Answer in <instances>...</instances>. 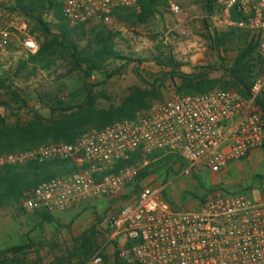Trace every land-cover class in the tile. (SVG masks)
I'll return each instance as SVG.
<instances>
[{
	"label": "built area",
	"instance_id": "obj_1",
	"mask_svg": "<svg viewBox=\"0 0 264 264\" xmlns=\"http://www.w3.org/2000/svg\"><path fill=\"white\" fill-rule=\"evenodd\" d=\"M19 0H0V21ZM25 1V0H24ZM71 28L110 25L119 11L140 13L139 0H56ZM226 29L256 36V56L262 73L247 95L215 89L198 95L174 96L165 104L93 132L73 144H50L24 152L0 155V171L6 167L45 164L61 160L76 171L42 182L24 191L28 211L66 212L74 203L117 196L136 181L142 166L157 160L182 165V173L201 170L224 172L246 160L255 150L264 151V0H219ZM175 16L182 13L171 4ZM17 28L0 27V51L11 45ZM24 53L34 56L39 47L24 38ZM178 161V162H176ZM121 168L115 171L116 166ZM164 185L146 187L136 201L111 219L110 237L90 264H101L109 243L126 264H264V199L247 191L216 188L197 209L177 206L165 197ZM121 239L124 240L121 243Z\"/></svg>",
	"mask_w": 264,
	"mask_h": 264
},
{
	"label": "rangeland",
	"instance_id": "obj_2",
	"mask_svg": "<svg viewBox=\"0 0 264 264\" xmlns=\"http://www.w3.org/2000/svg\"><path fill=\"white\" fill-rule=\"evenodd\" d=\"M18 3L8 9L0 21V27L13 24L17 28L13 31L10 47L0 51V102L8 103L12 109L1 108L0 114L8 123H26L33 118V113L49 118L50 112L41 106L38 96L50 92L67 96L74 91L80 94L85 88H92L100 95L97 108L108 110L120 107L132 89L138 88L148 92L149 96L134 111L133 116L136 117L165 104L174 96L200 94L195 91L200 83L208 88L205 92L215 89L243 91L235 83L232 69L246 43L255 42L256 36L242 31L224 47L214 44L211 37L231 32V29L220 25L222 7L219 0L211 9L205 0H161L156 13L146 24H138L135 19L115 18L110 25L92 24L77 29L61 21L55 8L38 6V0L24 1L28 7L38 6L29 13L30 17L17 9ZM172 3L181 7V15L172 14ZM40 21L52 34L63 35L62 28L65 27L68 36L65 45L54 46L47 53V59L35 67L24 53L22 43L24 38H32L40 50L41 44L52 39L51 36L45 39L39 32ZM242 36L244 40H240ZM100 40L109 42L111 49L98 56ZM84 56L94 60L99 71L91 73L85 64L82 69L78 68L75 63L85 59L82 58ZM237 75L247 85L255 80L250 76ZM7 89L20 95L27 106L22 101H14ZM96 131L100 130H93L85 136ZM137 160L131 163L140 165L132 192L134 196L146 187L164 185L165 197L185 208L193 206L191 203L197 201V197H206V200L212 197L216 188L227 192L242 188L264 192V151H259L251 162L242 164L243 173L235 168L228 176H215L206 170L184 175L182 165L179 171L174 163L150 160L151 163L144 167L143 161ZM50 171L56 177L71 174L76 168L70 162H58ZM215 184H219L218 187ZM125 201L127 199L121 200L122 205ZM91 202H77L79 209L73 211L76 214L70 219L58 217L69 209L62 214H50L54 217L52 222L44 220L42 211L26 210L23 199L21 203L0 210V252L11 251L0 255L1 263L90 264L110 237L112 217L122 209L117 207L121 205L120 201L112 200L110 205L100 210L96 205L91 206ZM89 231L94 237L87 249H83V235ZM120 241L124 242L123 239ZM16 247L22 249L12 251ZM101 264L126 263L118 260L116 245L109 243L102 254Z\"/></svg>",
	"mask_w": 264,
	"mask_h": 264
},
{
	"label": "trees",
	"instance_id": "obj_3",
	"mask_svg": "<svg viewBox=\"0 0 264 264\" xmlns=\"http://www.w3.org/2000/svg\"><path fill=\"white\" fill-rule=\"evenodd\" d=\"M27 1V0H25ZM55 1V3H54ZM38 0V6L45 8H55L57 10V17L62 21L63 15L60 7L57 5L56 0ZM208 9L212 8V5L218 0H205ZM17 9L25 13L29 17V13L36 10L38 6H26L24 0L18 1ZM161 0H139L142 12L139 14H131L129 11H119L116 13V18L120 20L124 19H135L138 24H146L149 19L156 13V6L160 4ZM83 27L78 26L75 29ZM39 32H41L45 39L50 36L51 40L45 41L41 44V48L38 53L34 56H29L30 63L37 67L47 59V53L55 46L65 45L67 39V30L62 28L63 35L52 34L51 30L44 25L42 21L39 22ZM243 33L239 30L231 29L230 33H224L221 36L218 34L217 37H211L213 43L224 47L227 43L232 42L235 35ZM247 39V36H246ZM240 40H244L243 36ZM60 42V43H59ZM97 54L98 56L108 53L110 48L109 42H102L100 40L98 45ZM74 46V45H73ZM75 49V47H74ZM111 49V48H110ZM109 49V50H110ZM257 51V42L251 40L246 43V47L240 53L235 60L232 76L236 84L242 87L243 91L240 94L246 96L250 87L253 83L246 84L244 79H238V75L243 77L250 76L255 79L262 73V68L258 62L257 56H254ZM111 54V53H110ZM76 58V55L74 56ZM82 58H85L82 57ZM83 62V64H81ZM76 66L82 69L85 65L93 72L99 71V65L94 63V60L85 58L75 63ZM112 78V76H108ZM238 79V81H237ZM195 89L197 93H206V85L199 84ZM8 90V94L16 102H21L24 106H27L15 92ZM208 92V91H207ZM98 94L94 93L92 88H85L80 94L76 91L65 96L59 92H50L38 96V100L41 106L48 109L50 117L45 118L38 113H33V118L26 122H18L11 124L7 122L6 117L0 114V155L24 152L31 149L37 148L42 145L50 144H73L81 137L90 133L93 130H101L104 127L112 126L123 120H133V113L143 104V100L149 96V93L142 91L141 89H132L131 94L122 102L120 107H110L108 110L98 109L97 101L99 99ZM101 97H104L101 95ZM264 112V101L260 102ZM3 108L7 111H12L8 103L0 102V109ZM140 153H135L129 163H132L138 157ZM68 163L67 161L55 160L47 162L45 164H27L22 167H6L0 171V210L7 207H11L16 203H21L23 199V193L26 190L37 187L44 181L51 180L55 177L50 169L55 166L56 163ZM121 168V164L116 166L115 171ZM61 176V175H60ZM58 177V176H56ZM44 220L47 222L54 221V217L44 212ZM94 231V229H93ZM94 237L93 232L89 231L83 235V249H87L88 245L91 244L92 238ZM22 248L16 247L12 251H20ZM10 250L0 252V255H7ZM2 261H0V264ZM84 264V263H78Z\"/></svg>",
	"mask_w": 264,
	"mask_h": 264
},
{
	"label": "crops",
	"instance_id": "obj_4",
	"mask_svg": "<svg viewBox=\"0 0 264 264\" xmlns=\"http://www.w3.org/2000/svg\"><path fill=\"white\" fill-rule=\"evenodd\" d=\"M259 151H263V150H255V151H253L250 155H249V157L246 159V160H243V161H241V162H237V163H234V164H231L224 172H222V173H220V174H215V176H219V175H226V176H228V174H231L232 172H233V169H237V170H240L241 171V173H243L242 172V169H243V167H242V164L243 163H247V162H251L252 161V159L255 157V156H257L258 155V152ZM159 157H157V161H159V162H161V161H165V162H168L169 163V160L168 159H165V158H163L162 157V155L160 154V155H158ZM74 166V165H73ZM176 167H179L178 169H179V171H180V167H181V165H178V164H176ZM134 183H135V181L133 182V183H130V184H128L124 189H122V191L117 195V196H114V197H108V198H101V199H96V200H93L91 203V206L93 205H96V206H98V208H99V210L100 209H104L106 206H107V204H111L112 203V200H114V202H116V203H119V201H120V204L121 205H117V207H119V208H125L127 205H129V204H132V203H134L135 201H136V199L138 198V196H134L133 194H132V192H133V187H134ZM216 185V187H218V185L219 184H215ZM157 186V185H156ZM243 190H245V191H247L252 197H254L255 199H264V192H262V191H260L259 189H255V190H252V191H248L249 190V188H245V189H236V190H234V191H232L233 193H236V192H239V191H243ZM124 199H127V201H125V204L124 205H122V203H121V200H124ZM129 199V200H128ZM197 201H192L193 203H191L193 206H191V207H189V206H186L185 208H187V209H197V208H199V206L201 205V203H203V202H205V200H206V197H203V198H200V197H197ZM171 202V201H170ZM177 206H179V207H182V205H180L178 202H176L175 203ZM77 209H79V205L77 204V203H75V204H73L70 208H69V211L66 213V214H63V215H59L58 217H60V216H62L63 218H68V219H70V216H72V215H75L76 213L75 212H73V211H75V210H77ZM122 209H119V211H118V213L122 210ZM117 213V214H118ZM58 214H62V213H58Z\"/></svg>",
	"mask_w": 264,
	"mask_h": 264
}]
</instances>
